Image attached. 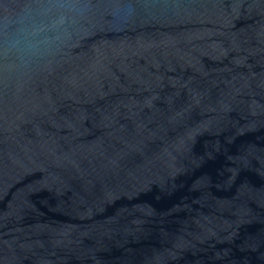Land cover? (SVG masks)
I'll return each instance as SVG.
<instances>
[{
    "label": "water",
    "instance_id": "water-1",
    "mask_svg": "<svg viewBox=\"0 0 264 264\" xmlns=\"http://www.w3.org/2000/svg\"><path fill=\"white\" fill-rule=\"evenodd\" d=\"M0 264H264V0H0Z\"/></svg>",
    "mask_w": 264,
    "mask_h": 264
},
{
    "label": "clouds",
    "instance_id": "clouds-1",
    "mask_svg": "<svg viewBox=\"0 0 264 264\" xmlns=\"http://www.w3.org/2000/svg\"><path fill=\"white\" fill-rule=\"evenodd\" d=\"M121 11H122V9H120L119 7H117L116 8V10H115V14H116V16H117V18H119L120 17V15H121ZM126 11L128 12V13H130L131 11H132V9H131V7H128L127 9H126ZM63 23V18H61V20H59V21H54L53 22V27L54 28H56V27H58L60 24H62ZM43 29H41V28H36V29H34V31L32 32V35L33 36H38V34L42 31ZM60 39V36L59 35H57V36H48V37H45L43 40H37L36 41V43L37 44H40V43H49V42H52V41H54V40H59ZM30 47H33V46H35V45H33V44H31L30 43V45H29Z\"/></svg>",
    "mask_w": 264,
    "mask_h": 264
}]
</instances>
